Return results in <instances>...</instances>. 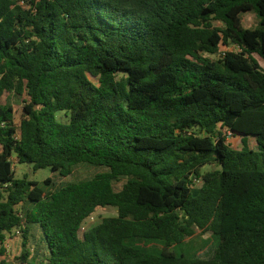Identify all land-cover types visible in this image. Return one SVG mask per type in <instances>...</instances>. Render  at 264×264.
<instances>
[{
  "label": "trees",
  "instance_id": "obj_1",
  "mask_svg": "<svg viewBox=\"0 0 264 264\" xmlns=\"http://www.w3.org/2000/svg\"><path fill=\"white\" fill-rule=\"evenodd\" d=\"M254 55L264 0H0V256L20 235L22 264H264ZM82 164L103 171L63 181ZM104 207L117 215L86 230ZM208 233L210 257L172 250Z\"/></svg>",
  "mask_w": 264,
  "mask_h": 264
},
{
  "label": "rangeland",
  "instance_id": "obj_2",
  "mask_svg": "<svg viewBox=\"0 0 264 264\" xmlns=\"http://www.w3.org/2000/svg\"><path fill=\"white\" fill-rule=\"evenodd\" d=\"M259 25V19L255 13L249 12L242 15V26L244 28H256ZM234 47L222 46L220 48V56L225 52L234 50ZM219 55L214 56L218 58ZM258 60L260 66L264 69V60L258 55H254ZM6 100V96L2 98V102ZM12 104L15 110V123L19 124L21 122L23 114V97L12 96ZM58 119L66 122L68 117L64 113L58 114ZM230 136L229 133H227ZM248 144L250 148H256V141L253 137H249ZM227 143L230 144L234 149H241L242 138L230 136L227 138ZM206 170H210V167L207 166ZM103 171L102 169L98 170L97 167L89 166L86 164L80 165L76 173L73 176L63 179V181H85L92 179L97 172ZM25 175L29 176L31 180L37 181L40 185L43 181L50 177L52 180L61 182V179L58 178V174L53 172L50 168L41 169L36 172L33 171V166L30 164H18L16 167V178H23ZM117 215V209L114 207H104L98 208L85 222V229L88 230L102 222L104 218L114 217ZM12 238L7 239L6 244V253L3 256H0V262H7L9 264H22L20 260H17L16 257L20 256V250H22V237L20 235L11 236ZM13 239H16V244L13 242ZM18 243V244H17ZM160 245V244H158ZM216 246V240L212 237L210 233L202 236L196 237L191 241L190 244H181L176 245L172 248L177 254H185L192 256L196 253L200 257H210Z\"/></svg>",
  "mask_w": 264,
  "mask_h": 264
},
{
  "label": "crops",
  "instance_id": "obj_3",
  "mask_svg": "<svg viewBox=\"0 0 264 264\" xmlns=\"http://www.w3.org/2000/svg\"><path fill=\"white\" fill-rule=\"evenodd\" d=\"M8 238H12V237L10 236V237H8ZM8 238H7V239H8ZM6 242H7V240H6ZM6 242H5V248H6V244H7ZM13 242L16 244V242H17L16 239H15V240L13 239ZM17 244H18V243H17ZM20 253H21V250H20ZM19 255H20V254H19Z\"/></svg>",
  "mask_w": 264,
  "mask_h": 264
},
{
  "label": "built area",
  "instance_id": "obj_4",
  "mask_svg": "<svg viewBox=\"0 0 264 264\" xmlns=\"http://www.w3.org/2000/svg\"><path fill=\"white\" fill-rule=\"evenodd\" d=\"M230 136H232V134H230ZM230 136H229V137H230Z\"/></svg>",
  "mask_w": 264,
  "mask_h": 264
}]
</instances>
